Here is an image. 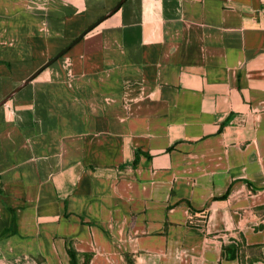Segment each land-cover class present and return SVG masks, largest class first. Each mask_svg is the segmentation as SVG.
Here are the masks:
<instances>
[{"label": "crops", "instance_id": "1", "mask_svg": "<svg viewBox=\"0 0 264 264\" xmlns=\"http://www.w3.org/2000/svg\"><path fill=\"white\" fill-rule=\"evenodd\" d=\"M119 0H0V102ZM263 0H126L0 106V264H264Z\"/></svg>", "mask_w": 264, "mask_h": 264}, {"label": "water", "instance_id": "2", "mask_svg": "<svg viewBox=\"0 0 264 264\" xmlns=\"http://www.w3.org/2000/svg\"><path fill=\"white\" fill-rule=\"evenodd\" d=\"M126 0H119L115 6L108 11L106 14H104L102 17H100L98 20L93 22L91 25H89L83 32H81L71 43H69L64 49H62L60 52H58L55 56H53L48 62H46L44 65H42L40 68H38L32 75H30L20 86L15 88L4 100L0 102V106L6 103L12 95L17 93L19 90H21L24 86H26L28 83H30L41 71L49 67L51 64H53L58 58H60L62 55H64L69 49H71L74 45H76L87 33H89L91 30H93L95 27H97L99 24H101L105 19H107L109 16H111L113 13H115L121 5Z\"/></svg>", "mask_w": 264, "mask_h": 264}, {"label": "trees", "instance_id": "3", "mask_svg": "<svg viewBox=\"0 0 264 264\" xmlns=\"http://www.w3.org/2000/svg\"><path fill=\"white\" fill-rule=\"evenodd\" d=\"M68 254L70 256V264H75V262H76V253L74 252V250L69 248L68 249Z\"/></svg>", "mask_w": 264, "mask_h": 264}, {"label": "built area", "instance_id": "4", "mask_svg": "<svg viewBox=\"0 0 264 264\" xmlns=\"http://www.w3.org/2000/svg\"><path fill=\"white\" fill-rule=\"evenodd\" d=\"M262 17H263V20H264V0H263Z\"/></svg>", "mask_w": 264, "mask_h": 264}]
</instances>
